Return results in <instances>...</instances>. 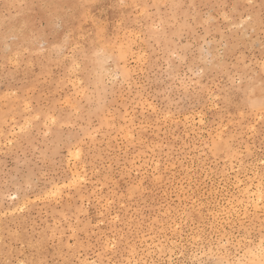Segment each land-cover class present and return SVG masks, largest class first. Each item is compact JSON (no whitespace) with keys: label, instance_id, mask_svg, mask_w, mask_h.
<instances>
[{"label":"rangeland","instance_id":"rangeland-1","mask_svg":"<svg viewBox=\"0 0 264 264\" xmlns=\"http://www.w3.org/2000/svg\"><path fill=\"white\" fill-rule=\"evenodd\" d=\"M262 21L0 0V264H261Z\"/></svg>","mask_w":264,"mask_h":264},{"label":"snow or ice","instance_id":"snow-or-ice-1","mask_svg":"<svg viewBox=\"0 0 264 264\" xmlns=\"http://www.w3.org/2000/svg\"><path fill=\"white\" fill-rule=\"evenodd\" d=\"M249 19L251 18L249 17ZM261 264H264V241H262V247H261Z\"/></svg>","mask_w":264,"mask_h":264}]
</instances>
